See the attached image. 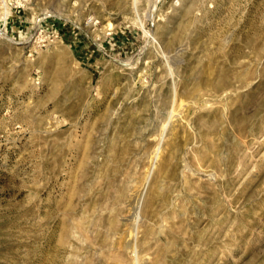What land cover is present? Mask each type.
Returning <instances> with one entry per match:
<instances>
[{"label": "rangeland", "instance_id": "obj_1", "mask_svg": "<svg viewBox=\"0 0 264 264\" xmlns=\"http://www.w3.org/2000/svg\"><path fill=\"white\" fill-rule=\"evenodd\" d=\"M0 264H264V0H0Z\"/></svg>", "mask_w": 264, "mask_h": 264}, {"label": "bare ground", "instance_id": "obj_2", "mask_svg": "<svg viewBox=\"0 0 264 264\" xmlns=\"http://www.w3.org/2000/svg\"><path fill=\"white\" fill-rule=\"evenodd\" d=\"M1 34H3V33L1 32Z\"/></svg>", "mask_w": 264, "mask_h": 264}]
</instances>
